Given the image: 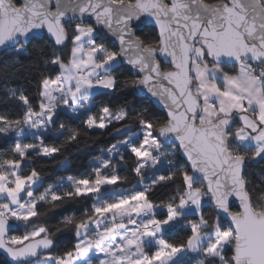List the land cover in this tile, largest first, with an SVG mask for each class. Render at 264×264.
I'll return each mask as SVG.
<instances>
[{"label": "snow or ice", "instance_id": "6c2138e0", "mask_svg": "<svg viewBox=\"0 0 264 264\" xmlns=\"http://www.w3.org/2000/svg\"><path fill=\"white\" fill-rule=\"evenodd\" d=\"M5 49L4 70L23 55L38 73L34 96L21 84L0 101L17 108L0 113L10 264H264V173L249 171L264 162V0H0ZM116 92L141 102H97ZM95 132L116 142L45 184L35 160Z\"/></svg>", "mask_w": 264, "mask_h": 264}, {"label": "trees", "instance_id": "16d2710c", "mask_svg": "<svg viewBox=\"0 0 264 264\" xmlns=\"http://www.w3.org/2000/svg\"><path fill=\"white\" fill-rule=\"evenodd\" d=\"M150 28H145V31ZM36 44L42 43V39H34ZM31 47V46H30ZM13 56L11 50L4 51L0 54V101L6 95V88L10 86L23 85L30 96L35 95V83L38 77V73L34 68L28 66V61L32 57L20 56V64H12L7 70L3 69L4 62L10 60ZM33 56L35 52L33 51ZM120 71V79H125L130 76V73L123 70ZM125 98L129 101H139L136 97L129 95L127 92H116L110 96L97 95V102L112 103L113 105H119L124 102ZM17 111L16 104L14 101L9 100L6 104L0 102V113H7L8 115H15ZM67 120V118H66ZM67 122L72 123L71 120ZM14 134H10L7 137L0 136V149H7L14 143ZM49 142L60 143V140L49 135L47 137ZM116 142V138L105 134H100L99 132L91 133L88 136H82L80 140L76 143L70 144L62 149V152L57 155L55 160L47 158H37L35 160L34 166L37 167L44 175V182L54 183L56 175L61 171V166L65 161L67 163L66 174L80 175L85 171L90 169L91 161L94 157L101 154V149L106 148L112 143ZM27 170V169H26ZM252 179L258 180V175L264 173V162L254 163L249 169ZM131 187V185H127ZM169 194L168 190L158 191L154 197L157 201L165 199ZM92 201L81 203H70L66 205V210L68 214H75L79 216L85 208H90ZM211 209L206 208L205 212H210ZM53 223L55 218H53ZM22 229H18L16 234H19ZM166 239L172 242H178L185 237V230L181 227L176 228L172 231H167L164 233ZM75 243L74 237L70 233L61 234L57 237V246L59 249H64L66 247H71ZM195 260V257L190 258V264ZM0 264H10V262L2 255H0Z\"/></svg>", "mask_w": 264, "mask_h": 264}, {"label": "rangeland", "instance_id": "374dc122", "mask_svg": "<svg viewBox=\"0 0 264 264\" xmlns=\"http://www.w3.org/2000/svg\"><path fill=\"white\" fill-rule=\"evenodd\" d=\"M92 163H93V160L91 161V164ZM66 168H67V163L64 161L62 166H61V169H60L61 171L56 175V178L54 179V183L57 182L58 178H60L62 176H65V175H68V174H66ZM109 192H110V190H109ZM178 227H181L180 224H177V225H174V226H169V227L165 228L164 233L167 232V231L175 230Z\"/></svg>", "mask_w": 264, "mask_h": 264}, {"label": "water", "instance_id": "95a60500", "mask_svg": "<svg viewBox=\"0 0 264 264\" xmlns=\"http://www.w3.org/2000/svg\"><path fill=\"white\" fill-rule=\"evenodd\" d=\"M145 28H151V25L146 23ZM38 38H40V37H35L34 39H38ZM7 50H10V49L2 50V51H0V54H1L2 52H4V51H7ZM141 95H142V94H141ZM157 107H158V106H157ZM0 255L4 256V257L10 262L9 258H8V257L6 256V254H4L2 251H0Z\"/></svg>", "mask_w": 264, "mask_h": 264}]
</instances>
